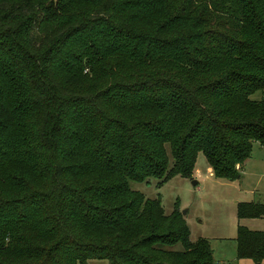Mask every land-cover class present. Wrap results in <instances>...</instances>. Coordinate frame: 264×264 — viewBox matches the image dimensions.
I'll list each match as a JSON object with an SVG mask.
<instances>
[{"label": "trees", "instance_id": "16d2710c", "mask_svg": "<svg viewBox=\"0 0 264 264\" xmlns=\"http://www.w3.org/2000/svg\"><path fill=\"white\" fill-rule=\"evenodd\" d=\"M263 90L264 0H0V264H212L129 182L190 179L198 153L237 179ZM234 242L264 259V229Z\"/></svg>", "mask_w": 264, "mask_h": 264}, {"label": "rangeland", "instance_id": "374dc122", "mask_svg": "<svg viewBox=\"0 0 264 264\" xmlns=\"http://www.w3.org/2000/svg\"><path fill=\"white\" fill-rule=\"evenodd\" d=\"M260 96H264V90L255 91L250 98L256 100ZM254 157L264 159V149L258 150L252 144L249 155L239 170V177L232 181L204 179L205 161L198 153L190 179L174 175L157 185L156 179L148 178L141 182L130 181L129 187L144 198H157L164 214H169L174 209L179 213L186 210L183 219L189 231V239L200 237L208 241L212 264H255L251 260L235 257L234 242L235 203L252 201L264 205V177L257 180ZM190 180L197 181V184L192 185ZM239 224L250 230H262L264 214L257 219L242 218ZM86 264L108 262L105 259H88ZM257 264H264V259Z\"/></svg>", "mask_w": 264, "mask_h": 264}, {"label": "crops", "instance_id": "0c3cea01", "mask_svg": "<svg viewBox=\"0 0 264 264\" xmlns=\"http://www.w3.org/2000/svg\"><path fill=\"white\" fill-rule=\"evenodd\" d=\"M253 144H255L257 146L258 150H263L264 149V148L259 147L256 143H253ZM254 161H255L254 171L256 173L257 180H259L261 177H264V159H259V157H256V158L254 157ZM241 169H242V166H241L240 170ZM203 178L204 179H214L211 176L210 168L206 165V163L204 164ZM195 184H197V181H195ZM256 203H259V202H256ZM258 218H261V217H258ZM254 219H257V218H254ZM239 220H241V219H238V220L236 219V224L235 225L239 224ZM190 241H193V240H190Z\"/></svg>", "mask_w": 264, "mask_h": 264}, {"label": "water", "instance_id": "95a60500", "mask_svg": "<svg viewBox=\"0 0 264 264\" xmlns=\"http://www.w3.org/2000/svg\"><path fill=\"white\" fill-rule=\"evenodd\" d=\"M190 183H191L192 185H194V184H195V180H190ZM185 212H186V210H182V211L180 212V214L183 215Z\"/></svg>", "mask_w": 264, "mask_h": 264}]
</instances>
